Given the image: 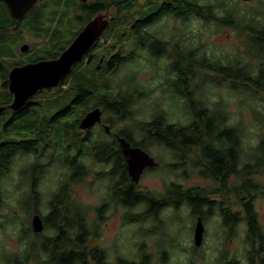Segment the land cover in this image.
Segmentation results:
<instances>
[{"label": "clouds", "instance_id": "clouds-1", "mask_svg": "<svg viewBox=\"0 0 264 264\" xmlns=\"http://www.w3.org/2000/svg\"><path fill=\"white\" fill-rule=\"evenodd\" d=\"M159 4L87 98L98 124L0 161V264H264V0Z\"/></svg>", "mask_w": 264, "mask_h": 264}, {"label": "rangeland", "instance_id": "rangeland-1", "mask_svg": "<svg viewBox=\"0 0 264 264\" xmlns=\"http://www.w3.org/2000/svg\"><path fill=\"white\" fill-rule=\"evenodd\" d=\"M80 2L81 0H40L34 7L35 11L15 25L8 8L0 0V60L21 65L59 51L63 46L67 47V43L84 25V21L79 18L85 16L79 9ZM160 6L159 0H131L122 4L119 10L114 6L109 7V15L114 19L101 36L100 44L94 46L73 68L60 89L59 86L34 95L28 103L35 105L31 106L32 111L26 116L13 118L15 111L6 108L0 113V144L28 139V134L57 125H63L55 129L61 141H72L74 144V124L82 117L79 116L84 109L81 104L74 103V99L80 95L79 87L89 89L90 92L101 88L108 74L114 70L108 68L109 61L117 53L123 54L122 46L133 36L132 24L157 11ZM25 43L30 48L29 51L22 52L20 46ZM11 63L7 64L9 69ZM3 83L4 78L0 74V106L12 100ZM67 108L70 109L65 110ZM62 111L64 114L55 119L54 116ZM10 136L14 139H9ZM79 147H83V142Z\"/></svg>", "mask_w": 264, "mask_h": 264}, {"label": "water", "instance_id": "water-1", "mask_svg": "<svg viewBox=\"0 0 264 264\" xmlns=\"http://www.w3.org/2000/svg\"><path fill=\"white\" fill-rule=\"evenodd\" d=\"M5 3L12 18L20 22L24 20L40 0H1ZM87 2V0H82ZM111 22L109 9L98 13L88 21L72 42L58 57L30 61L11 67L8 72V90L13 95L12 102L7 106L11 110L21 109L34 95L44 89L58 88L62 80L69 75L74 66L82 61L86 54L95 46L108 29ZM29 44L21 46L22 52L29 51ZM6 107L0 108V113ZM100 109L87 111L79 122V128L87 130L100 122ZM120 145L124 146L125 163L130 166L129 177L135 183L134 174L146 163L139 146H133L126 138L121 137ZM33 228L37 231L42 226L39 217L33 220ZM202 229L197 225V242L200 243Z\"/></svg>", "mask_w": 264, "mask_h": 264}, {"label": "trees", "instance_id": "trees-1", "mask_svg": "<svg viewBox=\"0 0 264 264\" xmlns=\"http://www.w3.org/2000/svg\"><path fill=\"white\" fill-rule=\"evenodd\" d=\"M129 1H131V0H88L87 2H83L82 0H81V2H80V6H79V9H80V11H82L84 14H85V16H79V18L81 19V20H83L84 21V25L88 22V21H90L95 15H97L98 13H103V12H105L107 9H109V7H112V6H114V7H116L118 10H119V8H120V6L122 5V4H124V3H127V2H129ZM37 5V4H36ZM35 5V6H36ZM34 6V7H35ZM168 7H171V5H168ZM160 8H161V6L159 7V9L157 10V11H155V12H152V13H150L149 15H147L145 18H143V19H139V20H136L133 24H132V27H131V29H132V32H133V34L135 33V32H137L138 31V29H139V27H140V25L141 24H143V23H146L148 20H150L153 16H155L159 11H160ZM34 9H36V8H33L32 9V11L29 13V14H31L32 12H34L35 10ZM114 19V17H111V21ZM15 21V20H14ZM110 24H111V22H110ZM83 25V26H84ZM110 26V25H109ZM109 28V27H108ZM79 32H76L75 33V37H76V35L78 34ZM74 37V38H75ZM73 38V39H74ZM72 39V40H73ZM101 38H99L98 40H97V42H96V44H95V46H97V45H99L100 44V40ZM72 40H70L67 44H70L71 43V41ZM66 48V46H63V47H61V49L59 50V51H53V52H51V53H48L46 56H44V57H41L40 59H50V58H55V57H58L60 54H61V52L64 50ZM40 59H38V60H40ZM38 60H35V61H38ZM123 61V54L121 53V52H119V53H117L116 55H114L112 58H111V60L109 61V64H108V68L109 69H112V68H114L117 64H119V63H121ZM30 62V61H29ZM23 64V63H22ZM79 63H77L75 66H74V68L78 65ZM13 65H15V64H12L11 63V67L13 66ZM2 66H3V64H2ZM8 71H9V67H4V69H0V72H1V74H2V76H3V78H4V89H5V91L6 92H8L9 93V91H8V80H7V78H8ZM73 71V70H72ZM72 73V72H71ZM71 73L69 74V76L71 75ZM67 78H68V75L62 80V84H60L61 86L58 88V89H60L64 84H65V82H66V80H67ZM45 90V89H44ZM44 90H41L40 92H42V91H44ZM47 90H50V89H47ZM79 90H80V95L78 96V97H76L75 99H74V103H78V104H81V106H83L84 107V104H85V102H86V100H87V98H89L93 93H94V91H91L90 92V90L89 89H86V88H84V87H79ZM10 95H11V93H9ZM29 102V101H28ZM32 105H35V104H33V103H27L26 104V106L24 107V108H22V109H20L19 111H15L14 112V117L13 118H20V117H23V116H26L27 114H29L32 110H31V106ZM70 108H67V109H65V110H69ZM87 111V109L86 108H84L83 109V111H82V114L79 116V117H81V116H83V114L85 113ZM64 111H62V112H59V113H57L54 117H55V119H57L60 115H62V114H64L63 113ZM81 119V118H80ZM80 119H77L76 121H75V126H77L78 124H79V121H80ZM124 138H126L129 142H131V144L133 145V146H138L137 144H135V143H133L130 139H128L127 137H124ZM0 146H2L3 147V152L2 153H0V161H6L7 160V158H8V156L9 155H11V153H12V151L16 148V147H23V148H25V149H32L33 147H34V144L32 143V142H30L28 139H24V140H21V141H9V142H5V143H2V144H0ZM119 146V145H118ZM129 197H130V200H131V197H132V193L130 192L129 193ZM65 264H71V257H69V258H66V260H65Z\"/></svg>", "mask_w": 264, "mask_h": 264}, {"label": "flooded vegetation", "instance_id": "flooded-vegetation-1", "mask_svg": "<svg viewBox=\"0 0 264 264\" xmlns=\"http://www.w3.org/2000/svg\"><path fill=\"white\" fill-rule=\"evenodd\" d=\"M14 23H15V25H18L19 22L15 21ZM2 37H3V35H2ZM22 45H23V44H22ZM22 45H21V46H22ZM21 46H20V49H21ZM8 63H11V62H10V61H5V60H0V69H1V68L4 69V67L7 68V67H8V65H7ZM2 64H3V66H2ZM10 69H11V68H10ZM10 69H9V70H10ZM8 72H9V71H8ZM0 74H1V72H0ZM3 87H4V83H3ZM7 87H8V86H7ZM45 90H47V89H45ZM2 91H4V90H2ZM8 91H9V90H8ZM9 93H10V92H9ZM11 97H12V100H13V95H12V94H11ZM12 100H11L10 102H8V103H3L2 106H0V107H6V109H10V108H8L7 106L12 102ZM27 103H28V102H27ZM27 103H26V104H27ZM26 104H25L22 108H24V107L26 106ZM22 108H21V109H22ZM19 110H20V109H19ZM19 110H14V111H19ZM87 111H88V110H87ZM87 111H86V112H87ZM86 112H85V113H86ZM83 116H84V115H83ZM83 116H82V117H83ZM82 117H81V118H82ZM80 120H81V119H80ZM79 122H80V121H79ZM78 127H79V124H78ZM135 146H136V145H135Z\"/></svg>", "mask_w": 264, "mask_h": 264}, {"label": "bare ground", "instance_id": "bare-ground-1", "mask_svg": "<svg viewBox=\"0 0 264 264\" xmlns=\"http://www.w3.org/2000/svg\"><path fill=\"white\" fill-rule=\"evenodd\" d=\"M62 84V83H61ZM61 86V85H60Z\"/></svg>", "mask_w": 264, "mask_h": 264}]
</instances>
